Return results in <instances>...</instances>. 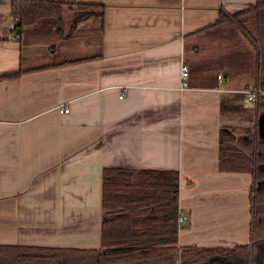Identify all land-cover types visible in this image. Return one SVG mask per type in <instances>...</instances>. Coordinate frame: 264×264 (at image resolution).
Listing matches in <instances>:
<instances>
[{"label": "crops", "instance_id": "crops-1", "mask_svg": "<svg viewBox=\"0 0 264 264\" xmlns=\"http://www.w3.org/2000/svg\"><path fill=\"white\" fill-rule=\"evenodd\" d=\"M9 1L0 0V245L98 248L105 167L177 172V246L247 244L251 175L218 169L220 98L248 87L237 79L246 58L219 52L237 28L216 22L220 9L256 0H55L70 3L62 34L46 22L50 31L20 40ZM74 3L100 14L73 22ZM57 40L67 57L49 60Z\"/></svg>", "mask_w": 264, "mask_h": 264}, {"label": "trees", "instance_id": "trees-1", "mask_svg": "<svg viewBox=\"0 0 264 264\" xmlns=\"http://www.w3.org/2000/svg\"><path fill=\"white\" fill-rule=\"evenodd\" d=\"M70 3L55 0H10L12 37L20 40L24 31L62 34V13ZM88 9L73 22L99 15L100 5L74 3ZM97 7L93 11L87 7ZM15 21L19 32L15 33ZM46 22L51 25L46 29ZM231 23L245 37L254 53L252 104L244 105V92L220 98L218 169L251 175L249 242L233 247H197L176 244L177 172L175 170L105 167L100 177L99 247L70 249L41 246L0 245V264H264V136L259 132L264 114V0H256L235 13L219 10L216 24ZM72 27V25H71ZM44 29V30H43ZM62 60L50 66L64 64ZM49 66V65H48ZM19 69L3 77H15ZM243 122L240 133L227 119ZM65 258V255H75Z\"/></svg>", "mask_w": 264, "mask_h": 264}, {"label": "rangeland", "instance_id": "rangeland-1", "mask_svg": "<svg viewBox=\"0 0 264 264\" xmlns=\"http://www.w3.org/2000/svg\"><path fill=\"white\" fill-rule=\"evenodd\" d=\"M76 10H73L72 13L75 12ZM79 11L81 12V14H84L85 12L88 11V9L79 10ZM92 12H93V10H92ZM72 13H68V14L71 15ZM64 20H65V23L69 22V17H68L67 14H64ZM236 31H237L236 34L233 35L231 38L227 39V41L220 42V45L218 46V50H219L220 53H226L228 51H237V52L241 53L239 60L246 58L244 60V63H240V65L238 63V65L243 67L244 70L242 69V74L241 75H240V72H238L237 79H238V83H240V84H241V82H243L244 84L249 83V85H251V81L253 80V73L250 71V67H248V65H247V63H248L247 57L251 53V52H248V50H250L251 48H250L249 45H247V43H246V41L244 39L245 37L243 38L239 34L237 29H236ZM240 37H242V38L240 39ZM53 45H55L57 47V49H56V51L48 52L49 60L61 59L62 56H66L67 57V55H65L66 53L63 52L64 44L61 41L57 40L56 42L53 43ZM69 52L71 54H73V56L79 54V53L76 52V47L75 46H74V50L72 52L71 51H69ZM45 59H48V58H45ZM36 61L39 62L38 60H35L34 62H36ZM41 62H43V61H41ZM243 65H245V67ZM250 65H252V63ZM249 85H248V87L246 85V88L243 87L241 89L243 90L245 88L246 90L250 91L251 89H250ZM241 102L244 105H248V106L250 104H252L251 101L246 99L245 94H244ZM233 117H234L233 120H231V118L227 119L226 123H229L230 125L233 126V128H234L233 130H234L235 133H240L242 131V128L246 124H244L243 122L241 123V121L238 119V117H239L238 115H233ZM259 132H260V134L262 136H264V114H262L260 116ZM75 256H78V255L77 254H75V255H65V258H73Z\"/></svg>", "mask_w": 264, "mask_h": 264}, {"label": "built area", "instance_id": "built-area-1", "mask_svg": "<svg viewBox=\"0 0 264 264\" xmlns=\"http://www.w3.org/2000/svg\"><path fill=\"white\" fill-rule=\"evenodd\" d=\"M179 73H180L181 80L184 79L186 74H187V66L184 63L181 64ZM244 94H245L247 100H249L251 102L254 101L255 94H256L255 91H253V90H250V91L245 90ZM119 97H121V95H119ZM60 110L63 111V112H66L67 108H65V106H62ZM183 219H185V214L178 210L177 211V216H176L177 223L181 222Z\"/></svg>", "mask_w": 264, "mask_h": 264}, {"label": "water", "instance_id": "water-1", "mask_svg": "<svg viewBox=\"0 0 264 264\" xmlns=\"http://www.w3.org/2000/svg\"><path fill=\"white\" fill-rule=\"evenodd\" d=\"M14 25H15L14 32L18 33L19 32L18 21H15Z\"/></svg>", "mask_w": 264, "mask_h": 264}, {"label": "flooded vegetation", "instance_id": "flooded-vegetation-1", "mask_svg": "<svg viewBox=\"0 0 264 264\" xmlns=\"http://www.w3.org/2000/svg\"><path fill=\"white\" fill-rule=\"evenodd\" d=\"M208 264H209V263H208ZM210 264H219V263L216 262V263H210Z\"/></svg>", "mask_w": 264, "mask_h": 264}]
</instances>
